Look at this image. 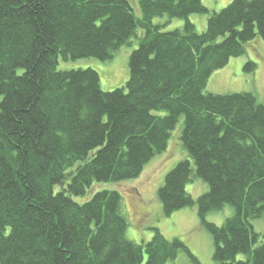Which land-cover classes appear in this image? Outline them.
<instances>
[{"label":"trees","instance_id":"trees-1","mask_svg":"<svg viewBox=\"0 0 264 264\" xmlns=\"http://www.w3.org/2000/svg\"><path fill=\"white\" fill-rule=\"evenodd\" d=\"M137 1L139 16L131 0H0V264H167L180 252L198 262L155 227L129 240L121 194L94 189L139 176L181 120L186 156L156 191L161 214L195 206L217 264H264L254 226L264 215V102L206 91L213 72L264 38V0L218 11ZM192 14L207 15L201 32ZM131 39L127 80L112 90L96 70L60 64L109 59ZM194 179L206 185L196 198L186 191ZM225 208L221 225L207 220Z\"/></svg>","mask_w":264,"mask_h":264},{"label":"rangeland","instance_id":"rangeland-1","mask_svg":"<svg viewBox=\"0 0 264 264\" xmlns=\"http://www.w3.org/2000/svg\"><path fill=\"white\" fill-rule=\"evenodd\" d=\"M231 0H201L210 10L218 11ZM133 12L140 15L137 0H131ZM207 15L192 14L191 19L197 31L206 27ZM182 23L174 19L166 26L167 30ZM140 32V29L137 30ZM130 45L120 46L113 56L106 60L99 58H82L76 61H65L60 64L63 69L92 68L100 76V86L104 91L122 86L129 74L128 58L136 48V39H131ZM245 54L234 57L219 70L211 74L206 91L214 94H226L240 91L253 92L258 101L264 102V38H257L245 45ZM255 63L251 71L243 69L247 61ZM182 120L171 132L167 148L155 155L134 179L117 183H101L94 189L116 190L122 197V208L128 222L126 237L134 242L149 240L153 234L152 228H158L167 239L180 238L188 247L198 262L180 252V256L167 264H217L212 258L213 242L211 236L201 228L195 206L184 208L168 216L161 214V205L156 191L162 184L163 177L178 161L186 156L185 149L179 140ZM186 191L194 198L206 191V185L199 179H194L186 185ZM230 214V209L221 212H209L207 220L221 225ZM255 230L264 234V215L254 222ZM243 257V256H242ZM241 257V258H242Z\"/></svg>","mask_w":264,"mask_h":264}]
</instances>
